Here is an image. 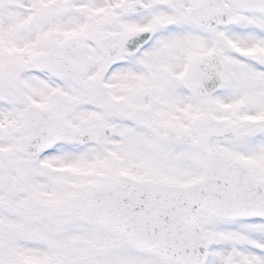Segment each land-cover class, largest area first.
<instances>
[{
  "label": "snow or ice",
  "instance_id": "snow-or-ice-1",
  "mask_svg": "<svg viewBox=\"0 0 264 264\" xmlns=\"http://www.w3.org/2000/svg\"><path fill=\"white\" fill-rule=\"evenodd\" d=\"M0 264H264V0H0Z\"/></svg>",
  "mask_w": 264,
  "mask_h": 264
}]
</instances>
